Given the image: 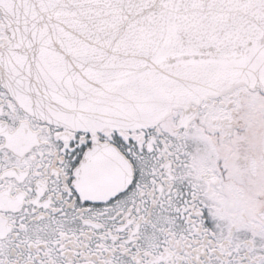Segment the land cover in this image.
<instances>
[{
	"label": "snow or ice",
	"instance_id": "snow-or-ice-1",
	"mask_svg": "<svg viewBox=\"0 0 264 264\" xmlns=\"http://www.w3.org/2000/svg\"><path fill=\"white\" fill-rule=\"evenodd\" d=\"M0 264H264V0H0Z\"/></svg>",
	"mask_w": 264,
	"mask_h": 264
}]
</instances>
